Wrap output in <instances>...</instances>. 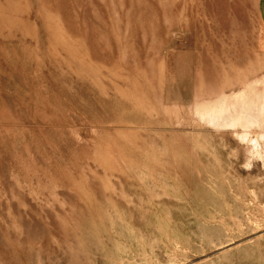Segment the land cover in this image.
Returning a JSON list of instances; mask_svg holds the SVG:
<instances>
[{
    "label": "rangeland",
    "instance_id": "rangeland-1",
    "mask_svg": "<svg viewBox=\"0 0 264 264\" xmlns=\"http://www.w3.org/2000/svg\"><path fill=\"white\" fill-rule=\"evenodd\" d=\"M259 1L0 0V264H264Z\"/></svg>",
    "mask_w": 264,
    "mask_h": 264
},
{
    "label": "crops",
    "instance_id": "crops-1",
    "mask_svg": "<svg viewBox=\"0 0 264 264\" xmlns=\"http://www.w3.org/2000/svg\"><path fill=\"white\" fill-rule=\"evenodd\" d=\"M258 12H259L261 26L264 29V0L259 1Z\"/></svg>",
    "mask_w": 264,
    "mask_h": 264
},
{
    "label": "bare ground",
    "instance_id": "bare-ground-1",
    "mask_svg": "<svg viewBox=\"0 0 264 264\" xmlns=\"http://www.w3.org/2000/svg\"><path fill=\"white\" fill-rule=\"evenodd\" d=\"M260 99H261V97H260ZM254 103H255V102H254ZM257 103H258V102H256V104H257ZM243 104H244V103H243ZM235 105H236V104H235ZM263 105H264V103H263ZM246 107H247V106H246ZM246 107H245V108H246ZM257 107H258V106H257ZM240 108H241V107H240ZM243 108H244V107H243ZM245 108H244V109H245ZM220 109H221V107H220ZM261 110H262V109H261ZM230 111H231V110H230ZM237 111H238V110H237ZM257 111H258V110H257ZM251 112H252V111H251ZM263 112H264V111H263ZM230 113H231V112H230ZM256 114L258 115V113H256ZM256 114H255V115H256ZM210 116H212V115H210ZM213 116H214V115H213ZM258 116H261V114H259ZM258 116H257V117H258ZM220 117H221V116H220ZM249 117H250V116H248V118H249ZM211 118H212V117H211ZM243 118H244V117H243ZM248 118H247V119H248ZM263 118H264V117H263ZM230 119H231V118H230ZM240 119H241V118H240ZM254 119H255V118H254ZM240 121H241V120H240ZM240 121H238V122H240ZM262 121L264 122V119H263ZM222 122H223V121H222ZM228 122H229V121H228ZM260 122H261V121H260ZM223 123H224V122H223ZM253 123H254V121H253ZM258 124H259V123H258ZM244 125H245V124H244Z\"/></svg>",
    "mask_w": 264,
    "mask_h": 264
}]
</instances>
